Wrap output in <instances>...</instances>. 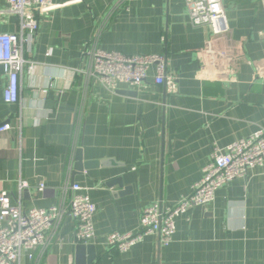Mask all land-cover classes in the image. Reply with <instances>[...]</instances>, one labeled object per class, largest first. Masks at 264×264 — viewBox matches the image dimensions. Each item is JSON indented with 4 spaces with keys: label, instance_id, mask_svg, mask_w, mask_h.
I'll list each match as a JSON object with an SVG mask.
<instances>
[{
    "label": "crops",
    "instance_id": "obj_1",
    "mask_svg": "<svg viewBox=\"0 0 264 264\" xmlns=\"http://www.w3.org/2000/svg\"><path fill=\"white\" fill-rule=\"evenodd\" d=\"M119 0H54L24 55L19 101L6 104L0 65V194L24 211L68 208L73 184L96 205L92 264H264V168L216 192L176 220L170 245L145 236L125 253L106 237L138 233L142 212L172 207L203 177L214 151L264 129V0H223L229 31L191 23L186 0H127L98 46L124 55H165L177 91L154 83L116 93L79 71L97 27ZM21 18L0 0V33ZM83 169L76 170L78 152ZM29 187L20 190V183ZM44 185V190L40 186ZM77 223L65 216L45 247L22 264H77ZM88 258V253L84 256Z\"/></svg>",
    "mask_w": 264,
    "mask_h": 264
},
{
    "label": "built area",
    "instance_id": "obj_2",
    "mask_svg": "<svg viewBox=\"0 0 264 264\" xmlns=\"http://www.w3.org/2000/svg\"><path fill=\"white\" fill-rule=\"evenodd\" d=\"M127 0H119L113 5L98 25L95 44L84 52L88 61L87 69L79 71L116 93L120 85L142 87L151 69H154V83L164 86L168 92L177 91L176 78L168 73L165 55H124L108 52L100 48L99 37L112 15ZM8 11L21 18L20 33H0V65L7 77L4 90L6 104L19 101V79L25 66L30 70L34 64L24 55V46H30L38 31V18L50 13L58 5L54 0H6ZM190 20L194 26H207L214 35L229 31L228 18L223 0H186ZM9 122L0 125V133L10 132ZM264 168V129L261 128L248 138L230 144L225 149L217 148L212 160L203 171V177L191 188V193L172 207L163 208L154 204L145 208L140 220L138 233L119 234L113 232L106 237L109 249L125 253L142 242L145 236L158 234L160 244H171L176 233V220L195 207H205L215 200L218 190L236 179L247 178L250 171ZM27 182L20 183V190L27 189ZM45 186L41 185L40 190ZM68 208L54 206L48 209L24 211L20 204L14 205L8 192L0 194V264H22L24 253L45 247L48 236L62 226L65 216H71L77 223L76 241L90 244L95 240L94 216L96 205L89 195L82 193L78 184L71 187Z\"/></svg>",
    "mask_w": 264,
    "mask_h": 264
},
{
    "label": "water",
    "instance_id": "obj_3",
    "mask_svg": "<svg viewBox=\"0 0 264 264\" xmlns=\"http://www.w3.org/2000/svg\"><path fill=\"white\" fill-rule=\"evenodd\" d=\"M76 170L83 169L82 152L79 151L77 155ZM88 253V258L85 260L84 256ZM96 258L95 248L92 245L79 244L77 247V264H92Z\"/></svg>",
    "mask_w": 264,
    "mask_h": 264
}]
</instances>
